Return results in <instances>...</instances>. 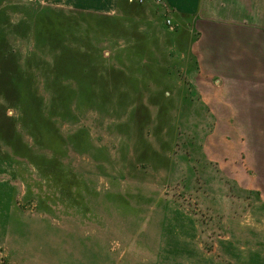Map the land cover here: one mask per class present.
<instances>
[{
    "label": "rangeland",
    "instance_id": "obj_1",
    "mask_svg": "<svg viewBox=\"0 0 264 264\" xmlns=\"http://www.w3.org/2000/svg\"><path fill=\"white\" fill-rule=\"evenodd\" d=\"M43 1L0 0V264H264V155L185 91L166 13Z\"/></svg>",
    "mask_w": 264,
    "mask_h": 264
},
{
    "label": "crops",
    "instance_id": "obj_2",
    "mask_svg": "<svg viewBox=\"0 0 264 264\" xmlns=\"http://www.w3.org/2000/svg\"><path fill=\"white\" fill-rule=\"evenodd\" d=\"M144 1L147 9L164 11L171 19L174 28L166 25L167 41L178 62L184 60L180 70L186 76L185 91L200 94L204 107L233 109L228 116L234 125V154L264 155V0ZM43 2L105 15L123 13L136 4L129 0Z\"/></svg>",
    "mask_w": 264,
    "mask_h": 264
},
{
    "label": "built area",
    "instance_id": "obj_3",
    "mask_svg": "<svg viewBox=\"0 0 264 264\" xmlns=\"http://www.w3.org/2000/svg\"><path fill=\"white\" fill-rule=\"evenodd\" d=\"M165 22H166V24H167V26H168L169 28H171V29H173V28H174V26H173V24H172V22H171V19H170V18H167V19L165 20Z\"/></svg>",
    "mask_w": 264,
    "mask_h": 264
}]
</instances>
